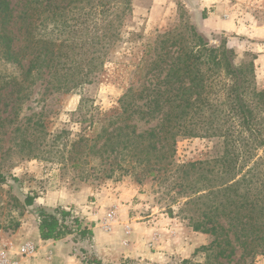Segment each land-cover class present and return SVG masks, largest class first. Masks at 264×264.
I'll return each mask as SVG.
<instances>
[{"label":"trees","instance_id":"1","mask_svg":"<svg viewBox=\"0 0 264 264\" xmlns=\"http://www.w3.org/2000/svg\"><path fill=\"white\" fill-rule=\"evenodd\" d=\"M130 15L131 0H0V60L16 72L0 74V91L17 95V112L35 87L78 92L81 113L92 101L84 88L99 82L106 65L131 68L116 119L148 126L123 138L136 149L135 163L149 175L170 172L185 200L179 212L194 232L212 238L203 250L213 258L231 257L234 247L241 259L264 254V88L256 84V56L246 53L237 64L226 38L208 39L195 25L130 40L123 31ZM123 45L142 54L119 63ZM181 138L214 140V152L177 164ZM23 204L36 205L35 197ZM35 217L42 241L92 236L72 208L42 207Z\"/></svg>","mask_w":264,"mask_h":264},{"label":"rangeland","instance_id":"2","mask_svg":"<svg viewBox=\"0 0 264 264\" xmlns=\"http://www.w3.org/2000/svg\"><path fill=\"white\" fill-rule=\"evenodd\" d=\"M131 4L132 15L123 29L130 40L136 34L152 40L175 28L195 25L208 39L226 38L237 64L246 53L255 55L251 49L259 43L238 34V27L242 25L244 31L264 28V0H131ZM228 22L237 30H221ZM127 49L123 45L117 53L119 63L142 54L140 50L130 54ZM106 67L99 82L84 88L92 101L81 113L78 92L55 94L35 87L17 112V95L9 89L0 91V174L6 178L0 184V251H17L21 239L36 231L37 211L60 204L71 207L80 218L88 207L101 216L116 208L117 221L126 220L124 232L126 224L130 231L134 227L130 239L112 228L113 241L135 251L121 259L114 254L112 264H264V254L241 259L236 247L229 258H213L214 254L203 250L212 238L194 232L180 214L185 200L170 183V172L149 175L135 163L134 145L123 144L133 127H148L137 120L121 123L116 119L121 113L117 100L131 80V68ZM0 74L15 76L16 72L0 60ZM255 75L257 87L263 89L264 71L255 68ZM175 148L177 164L201 161L212 156L215 141L181 138ZM27 195L35 197L36 205L24 206ZM84 222L89 227L93 223L90 217ZM79 248L70 247L68 255L82 262L100 257Z\"/></svg>","mask_w":264,"mask_h":264},{"label":"crops","instance_id":"3","mask_svg":"<svg viewBox=\"0 0 264 264\" xmlns=\"http://www.w3.org/2000/svg\"><path fill=\"white\" fill-rule=\"evenodd\" d=\"M236 31L237 28L233 23H225L222 24L221 30H232ZM244 27L240 25L238 27V34L246 35L251 40H256L259 43H256V46H254L252 52L255 53L256 59L254 62L255 68H260L261 71H264V28L263 27H256L254 30H243ZM262 43V44H261ZM56 206H62L65 208H71L63 205H56ZM54 206V207H56ZM45 208V207H44ZM53 207H47V209H50ZM90 217V220L92 219H101V214L99 213L97 216L93 217L88 215ZM122 217V216H121ZM120 217V218H121ZM126 222L125 219L121 218V221H117L114 225V229H117L119 233L126 235L124 232L123 224ZM88 228L92 232V236L90 239L85 241H79V240H73L72 237L65 238L60 241H42L38 235V231H36L31 235L24 237L23 242L24 243H31L37 247V252L35 256L31 259L26 260L25 264H88L86 261L82 262L79 259L76 258L74 255H68V251L70 250V247H80L79 250L86 251V252H92L97 255H99V260L102 264H112L114 258L116 255H118V259L130 257V254L135 253V251H132L129 245H124L123 243L117 244L113 241V238L111 237V233H106L102 227L101 224L97 222H93L90 224V227ZM134 227H131V231L129 234H127L128 239L134 238L132 229ZM152 232L149 234L151 235ZM75 250V249H74ZM114 254H116L114 256ZM127 259V258H126Z\"/></svg>","mask_w":264,"mask_h":264},{"label":"built area","instance_id":"4","mask_svg":"<svg viewBox=\"0 0 264 264\" xmlns=\"http://www.w3.org/2000/svg\"><path fill=\"white\" fill-rule=\"evenodd\" d=\"M85 213H86L85 216H81L82 217L81 219L83 220L87 219L88 215L95 217L99 214L98 210H95L93 207L92 208L88 207ZM73 214L76 216L79 215L77 212H73ZM117 220H118L117 209L110 208L104 212L101 219H95L93 220V222H97L101 224L102 229L106 233H111L112 228L116 224ZM124 226H125V233L129 234L130 226L127 224ZM36 252H37V247L28 242L20 245L17 251H9L3 249L2 251H0V264H25L26 260L33 258Z\"/></svg>","mask_w":264,"mask_h":264}]
</instances>
